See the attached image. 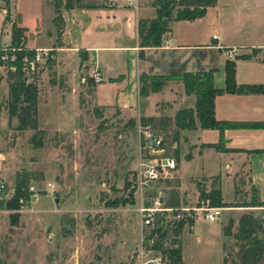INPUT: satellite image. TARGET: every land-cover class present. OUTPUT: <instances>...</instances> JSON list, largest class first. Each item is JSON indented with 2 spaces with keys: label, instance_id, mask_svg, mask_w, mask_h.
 Returning <instances> with one entry per match:
<instances>
[{
  "label": "rangeland",
  "instance_id": "obj_1",
  "mask_svg": "<svg viewBox=\"0 0 264 264\" xmlns=\"http://www.w3.org/2000/svg\"><path fill=\"white\" fill-rule=\"evenodd\" d=\"M57 1L60 8L63 0ZM10 3L1 0L0 4L27 28L30 41H35V34L40 39L41 31L50 26V0ZM218 12L208 9L207 20L213 22ZM193 26L198 36L205 34L203 22ZM211 31L207 29L208 35ZM46 48L50 57L35 79L41 146H31L32 131L19 130L16 119L3 111L0 176L8 195L0 200V264H139L136 251L143 227L136 211L140 196L132 182L139 159L150 156L142 131L161 139L160 155L174 157L183 147L172 140L171 127H141V118L131 117L132 113L96 106L95 83L88 82L74 51ZM8 76L0 77L1 97L7 95ZM21 174H26L32 190L20 197L22 203L17 199L13 204L11 188ZM237 178L235 201L248 202L251 192L245 168ZM222 190L225 194L226 185ZM149 195L147 189L144 198ZM246 211L264 221V206L239 210ZM225 213L213 222L197 219L192 231L181 228L182 264H222V244L232 247L233 243L219 231ZM163 264H168L167 257Z\"/></svg>",
  "mask_w": 264,
  "mask_h": 264
},
{
  "label": "crops",
  "instance_id": "obj_2",
  "mask_svg": "<svg viewBox=\"0 0 264 264\" xmlns=\"http://www.w3.org/2000/svg\"><path fill=\"white\" fill-rule=\"evenodd\" d=\"M50 2V26L41 31L40 39L39 34H35L37 37L33 42L27 28L19 25L14 14V18L9 16V11L6 12V7L0 4V46L10 43V29L14 23L24 28L28 48L51 47L60 52L72 49L79 64L84 66L90 84L93 82L90 76L92 69L100 76V82L92 87V101L100 108H116L122 113H132L131 117L135 115L137 119H169L166 129L169 130L174 112L181 107H192L194 96L186 94L181 82L173 79L167 80L160 90L150 92L146 89L141 95L138 83L141 72L175 75L212 70V84L220 89L224 86V61L233 60L237 85L264 84V0H223L221 3L215 0V4L207 7L200 18L169 21L160 44L143 48L141 59L138 58L141 49L136 25L139 19L155 16L152 0H135L130 4L125 0H117L115 4L110 0H80L93 6L81 7L71 3L67 8L63 0L59 8V44H56L53 21L54 0ZM210 8L219 11L213 22L206 18ZM6 13L8 18L4 19ZM197 21L203 22L206 30L200 36L193 26ZM6 24H10L8 29ZM210 27L212 31L208 35ZM167 39L170 45L163 46ZM228 52H231V58ZM80 55L83 60H80ZM240 55L248 57L237 58ZM213 115L217 120L264 122V94H217L213 99ZM220 137L226 150L210 146L217 144ZM174 142L178 148L183 147L182 152L174 156L176 175L172 188L177 205L199 202L196 182L205 190L218 186L224 203L241 202L235 201L234 190L236 179L239 181L237 177L244 168L248 188L254 187L257 198L264 201V128L224 129L221 134L216 129H183ZM223 184L227 187L225 194ZM220 208L219 216L222 211L226 213L218 226L219 231L228 219L234 220L240 215L239 210L243 207ZM197 219L206 221L198 216L188 228L183 226L182 231H192Z\"/></svg>",
  "mask_w": 264,
  "mask_h": 264
},
{
  "label": "trees",
  "instance_id": "obj_3",
  "mask_svg": "<svg viewBox=\"0 0 264 264\" xmlns=\"http://www.w3.org/2000/svg\"><path fill=\"white\" fill-rule=\"evenodd\" d=\"M5 4L7 0H4ZM71 3L81 7H91L92 3H81L80 0H64V7H70ZM215 0H152L155 7V16L151 19H139L136 25V34L138 39V58L141 59L142 49L145 47L158 46L161 42L162 34L168 28L169 21L193 20L204 16L207 7L213 6ZM54 27L56 34V44H59L60 37V16L59 3L54 0ZM7 12V10H6ZM7 13L4 19H7ZM24 28L11 24L10 43L11 46H17L25 42ZM1 47V46H0ZM255 52V50H252ZM23 52H16L19 60ZM83 60V56H79ZM246 55H240L237 58H246ZM16 60L13 65L14 71L9 73L7 85L6 111L8 117H14L19 130L29 129L32 131L28 142L33 147H40L42 144V131L37 123V88L34 82L25 83L19 72V62ZM224 86L215 88L212 84V70L182 72L175 75H148L141 72L138 75L139 94H144L148 89L150 92H156L166 83L173 79L180 81L186 94L194 96L192 107H181L177 109L171 119L172 140L178 138V133L183 129H216L220 134L224 129L235 128H264V122H241L229 120H217L213 115V99L215 95L222 92L229 93H261L264 94V84H240L234 81V61L225 60L223 64ZM169 119L145 117L141 118V126L150 124L152 126H163L167 129ZM221 137L217 144H210L215 148L226 150L221 145ZM177 152H175V155ZM13 185L12 201L22 195H27V177L21 174L15 178ZM168 186L175 185L168 183ZM198 192V200L208 199L210 206L217 207H259L264 206V201H260L256 196L254 187H250V199L248 202L224 203L221 201L219 187H211L205 190L202 184L195 183ZM11 202V201H10ZM9 203V202H8ZM167 205L176 206L178 204L176 194L173 188L168 191ZM182 222H177L171 228L170 232L164 228L155 229L156 239L152 246L155 252H159L162 257H167L168 264H181L178 236ZM221 234L224 238L232 239V247L222 244L223 256L222 264H264V221L254 216L251 211L241 213L236 223L230 218L221 227ZM167 240L170 245L162 246V242Z\"/></svg>",
  "mask_w": 264,
  "mask_h": 264
},
{
  "label": "built area",
  "instance_id": "obj_4",
  "mask_svg": "<svg viewBox=\"0 0 264 264\" xmlns=\"http://www.w3.org/2000/svg\"><path fill=\"white\" fill-rule=\"evenodd\" d=\"M133 1L135 0H125L129 4ZM110 3L115 4L117 0H110ZM212 38H215V36L212 35ZM168 45H170V41L167 39L164 41L163 46ZM217 45L219 47V44ZM20 51L23 53L18 60L16 52ZM47 51L48 48H27L24 43H20L17 46H1L0 77L14 71L15 66L13 63L18 60L19 72L23 81L25 83H35L37 73L39 72L38 68L42 67L41 64L50 57L47 55ZM27 52L30 54L29 57L26 56ZM227 55L230 58L232 57L231 52H228ZM90 76L94 83L100 82V76L95 69L91 70ZM6 100L7 95L0 96V164L2 161V116L3 111L6 110ZM142 132L145 134V144L150 156H142L139 159L132 182L134 190L140 196V202L136 207V211L143 227L139 236L136 258L139 264H163L165 257H162L159 252H155L152 247L156 239L155 229L169 228L167 230L170 232L177 222H182L183 225H191L193 220L198 216L211 222L219 216L221 208L210 206L207 198L200 200L194 205H167L165 201L168 194H166L165 190L168 187L167 184L175 178L176 160L170 155H160L162 151L160 138L150 137L147 131ZM147 189H149L151 195H149V198H144ZM31 190L32 187L27 186V191L30 192ZM7 193L8 189L4 188L3 179L0 176V200L7 199ZM31 198L25 201V203L31 201ZM18 202H23L20 197L18 198ZM168 245L170 244L167 240L162 242V246Z\"/></svg>",
  "mask_w": 264,
  "mask_h": 264
}]
</instances>
